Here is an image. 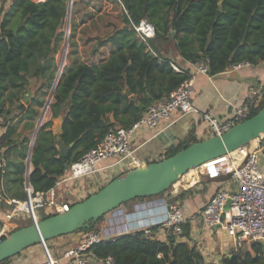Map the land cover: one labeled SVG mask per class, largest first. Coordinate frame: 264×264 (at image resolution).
Instances as JSON below:
<instances>
[{"label":"trees","instance_id":"obj_1","mask_svg":"<svg viewBox=\"0 0 264 264\" xmlns=\"http://www.w3.org/2000/svg\"><path fill=\"white\" fill-rule=\"evenodd\" d=\"M115 1L122 7L124 25L113 29L103 40L97 38L99 44L112 46L109 57L97 65L79 63L70 67L54 90L50 111L53 118L63 114L62 131L54 134L51 121L39 130L29 175L30 187L35 192L52 188L71 163L96 147L110 127L130 128L152 103L169 97L189 78L188 70L175 72L171 59L161 50L172 47L190 63L207 60L209 76L236 64L257 66L264 62V0ZM66 2L0 0V127L4 129L0 145L10 169L2 177L4 192L10 198H25L23 161L34 122L56 74L57 67L51 65V60L62 39ZM142 19L155 29V37L145 42L133 28ZM15 29L17 32L13 34ZM32 80L41 82L33 85L31 99L22 103L20 94L29 90ZM125 90L131 96H126ZM263 106L264 86L249 118ZM20 125L22 132L18 133ZM56 138L66 147L73 144L65 159L59 157ZM198 141L201 140L189 132L167 149L164 158ZM14 152L17 159L9 162ZM152 198L155 197L136 198L122 206L129 208L137 200ZM180 198H170L169 202ZM0 208H7L3 201ZM50 216L53 215L43 219ZM103 217L85 230V236L97 228ZM27 225L18 223L19 227ZM157 228L150 229L149 236L136 231L92 244L88 252L94 259L89 264H103L100 260L107 257L114 264H264V251L258 243L251 246L253 255L233 249L220 263H207L195 246L180 240L189 236L188 222L182 225L180 237L168 229L165 241L153 237ZM52 240L46 241L48 249ZM76 246L73 244L69 249Z\"/></svg>","mask_w":264,"mask_h":264},{"label":"crops","instance_id":"obj_2","mask_svg":"<svg viewBox=\"0 0 264 264\" xmlns=\"http://www.w3.org/2000/svg\"><path fill=\"white\" fill-rule=\"evenodd\" d=\"M109 27L110 25L105 24L103 30L106 31ZM112 30L113 29L111 28L109 34L92 38L95 40V43H97V38H101L102 40L105 39L112 33ZM66 38L67 36H64V45L66 43ZM90 42H92V40L87 39L84 41L83 46L89 45ZM97 49L98 51L94 52V55L92 56L95 62L88 65H97L102 60L107 59L113 48L110 44H99ZM94 50H96V47ZM66 53L68 52L66 47H64L58 72H56L51 89L44 101V105L40 108V116L35 120L34 129L29 136L26 157L23 161V178L24 185L26 186H30L29 175L32 171V152L39 130L45 123L49 121L52 122L53 119H56L52 117L50 106L54 102V90L62 74L70 68H66L64 64ZM161 53L165 57L170 58L175 66L182 70H188L190 71L189 73L192 74L193 93L191 95V104L195 112L186 114L177 119L171 127L163 131H161L162 128H158L152 131L144 130L135 134L132 140V148L135 149V155L146 164L164 159V154L167 149L176 145L179 140H183L189 132H193L196 138L201 141L212 137L205 121L202 119V114L209 113L214 117L227 119L231 114L232 107L243 104L250 94L257 91L249 83L241 82L239 78L247 76L255 77L259 84L262 87L264 86V69H258V65H249L238 71H229V69H226L223 73L209 76L195 73L193 69L189 68V63L183 60L172 47L166 48L163 51L161 50ZM64 67L65 69L61 72ZM30 87L32 86L29 85L28 88ZM29 91L30 90H28L27 93ZM127 91L128 90H125L124 94L126 96H131L129 91ZM140 107L141 106H139V108ZM174 116L176 117V114ZM58 117H60V120L62 121L63 114L60 113ZM109 118L110 121H113L111 116H109ZM21 129L20 125L18 133L22 132ZM3 132L4 129L0 127V135ZM249 145L252 149L258 151V167L264 175V135ZM15 159H17L16 152L11 155L9 162L12 160L15 161ZM111 164L112 161H103L99 165L100 170L92 177L83 180V182L79 181L74 184H61L58 191L61 201L73 204L80 202L84 200L87 195L89 196L97 192L109 181L125 173L126 169L123 165L110 166ZM9 171L10 169H8V172ZM188 178L191 179L188 181ZM176 184V187L170 189V191L163 196L146 200H137L133 202L129 208L121 206L108 213L93 231L99 233L100 240H107L118 235L133 233L136 231L146 232V235L149 236L151 234L150 229L158 226L157 230L152 235L155 239L165 241L168 229L162 227L160 223L169 209L168 204H175L180 208L182 214L186 218V222L190 225L189 236L187 238H181L180 240L187 242L191 246H195L204 257L205 262L219 263L222 258L229 256L231 250L235 248L232 238L222 229L207 228L201 219V212L216 191L220 189L234 191L235 184L233 180L231 177L225 175H222L218 179L209 180L203 176L200 177L195 171H190ZM2 186L4 189V184H2ZM177 196H181V198L171 203L169 202L170 198ZM3 212L4 208H0V218L3 217ZM72 237L73 235H67L48 242L54 260L58 264H67V260L63 258V254L70 250L69 248L74 244ZM44 263L45 256L40 245H35L24 250L8 262V264Z\"/></svg>","mask_w":264,"mask_h":264},{"label":"built area","instance_id":"obj_3","mask_svg":"<svg viewBox=\"0 0 264 264\" xmlns=\"http://www.w3.org/2000/svg\"><path fill=\"white\" fill-rule=\"evenodd\" d=\"M31 1L38 4L45 0ZM133 28L136 36L143 42L155 37L153 25L145 19L133 25ZM188 63L189 68L193 69L195 73L208 75L207 60ZM248 66V63L236 64L231 66L229 71H238ZM172 68L175 72L183 71L174 64ZM189 72L187 80L180 84L169 97L152 103L143 116L130 128L110 127L96 147L71 163L66 173L57 178L54 186L47 191L35 192L29 185H24V199L8 197L2 186V177L7 172L8 161L4 155V148L0 145V201H3L7 207L3 212V217L0 218V241L10 233L11 223L18 225L21 221L24 223L25 219L28 225H32L42 220L43 216L69 211L73 203L61 201L58 195L59 186L66 183L74 184L92 177L100 170L99 165L103 161H112L110 166L123 165L127 171L144 166L146 163L135 155V149L132 148L135 134L158 128H162L161 131H163L171 127L177 119L195 112L191 104L193 86L192 74ZM259 95L258 91L253 92L243 104L232 107L231 114L227 119L203 113L202 119L205 121L209 133L212 136H221L237 123L249 119L251 107L257 102ZM193 171L200 177L203 176L209 180L218 179L222 175L229 176L235 184L234 191L220 189L210 198L201 212L204 225L207 228L217 227L227 232L231 236L234 246H241L248 241L263 243L264 175L258 167V151L252 149L250 145L244 146L235 152L208 161ZM228 202L229 205L226 208ZM168 208L160 225L172 229L174 235L180 237L186 218L175 204H168ZM99 241V233L92 230L75 249L64 252L63 258L67 260V264H89L94 259V256L88 252L89 248ZM40 246L45 256L44 264H58L52 259L47 245ZM100 262L114 264L110 257L100 260Z\"/></svg>","mask_w":264,"mask_h":264},{"label":"water","instance_id":"obj_4","mask_svg":"<svg viewBox=\"0 0 264 264\" xmlns=\"http://www.w3.org/2000/svg\"><path fill=\"white\" fill-rule=\"evenodd\" d=\"M16 32L17 29L13 30V34ZM258 67L264 69V62ZM239 79L241 82L249 83L259 93H263V87L255 77L247 76ZM27 98L24 97L22 103H26ZM61 126L62 121H57L54 128L56 134L62 131ZM262 135H264V106L254 116L237 123L221 136H212L195 142L173 156L121 174L97 192L73 204L65 213L50 216L25 227L11 223L10 233L0 241V263L32 246H46V241L67 235H73L72 241L78 246L85 236L86 229L124 203L140 197H156L164 194L190 171L208 161L249 146ZM72 146L73 144H70L66 147L58 140L59 157L65 159L68 148ZM228 205L229 202L226 208Z\"/></svg>","mask_w":264,"mask_h":264},{"label":"rangeland","instance_id":"obj_5","mask_svg":"<svg viewBox=\"0 0 264 264\" xmlns=\"http://www.w3.org/2000/svg\"><path fill=\"white\" fill-rule=\"evenodd\" d=\"M105 24L110 25V27L106 31L103 30ZM123 25L122 7L115 0H67L66 17L62 29V39L59 43L58 51L51 60V65H56V72H58V67L61 64L60 61L62 59V51L64 47H66V50L68 52L65 55L64 64L66 68L74 67V65L79 62L93 64L95 61L92 56L94 55V52L98 51L97 47L99 46V42L96 39L97 43H95V40L92 37L109 34L111 32V28H121L123 27ZM64 36H67L65 45ZM87 39L92 40V42H90L89 45L83 46L84 41H86ZM95 47L96 50H94ZM65 67L61 70V72L65 69ZM40 82L41 80H32L30 84V86L32 87L29 88L30 91L28 93H21V99L24 97H28L27 101H29L34 91L33 85L38 86ZM40 113L41 109H39L38 117L40 116ZM57 121H61L60 117L52 120L51 129L54 133H56L54 128ZM190 179L191 178H188V181ZM81 182H83V180H81ZM26 222L27 221L24 219V223ZM20 223H23V221H21ZM254 243L255 242L248 241L241 246H234L235 248L233 249L242 254L250 253L251 255H253L251 246ZM260 245L262 246L264 251V242ZM48 251L50 255H53L50 248L48 249Z\"/></svg>","mask_w":264,"mask_h":264},{"label":"bare ground","instance_id":"obj_6","mask_svg":"<svg viewBox=\"0 0 264 264\" xmlns=\"http://www.w3.org/2000/svg\"><path fill=\"white\" fill-rule=\"evenodd\" d=\"M254 143H255V142H254ZM251 145H252V144H251ZM191 181H192V180H191ZM191 181H190V182H191ZM175 184H176V183H175ZM175 184H174V185H175ZM172 188H173V186L171 187V189H172Z\"/></svg>","mask_w":264,"mask_h":264}]
</instances>
